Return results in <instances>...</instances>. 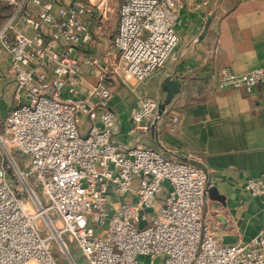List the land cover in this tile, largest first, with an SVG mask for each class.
Returning a JSON list of instances; mask_svg holds the SVG:
<instances>
[{
    "label": "built area",
    "instance_id": "2783aa9c",
    "mask_svg": "<svg viewBox=\"0 0 264 264\" xmlns=\"http://www.w3.org/2000/svg\"><path fill=\"white\" fill-rule=\"evenodd\" d=\"M5 1L14 10L0 27V52L9 55L15 90L0 130V264H80L73 242L88 264H139L142 256L150 264H264V233L219 243L204 217L208 170L144 143L161 119L156 97L138 95L134 143L115 138L119 114L107 78L140 85L165 67L180 42L183 0ZM111 10L118 55L84 59L104 67L79 97L83 52L98 44ZM215 76L221 89L264 86V67H224ZM15 150L26 154L24 165ZM245 189L264 194V172Z\"/></svg>",
    "mask_w": 264,
    "mask_h": 264
},
{
    "label": "crops",
    "instance_id": "0c3cea01",
    "mask_svg": "<svg viewBox=\"0 0 264 264\" xmlns=\"http://www.w3.org/2000/svg\"><path fill=\"white\" fill-rule=\"evenodd\" d=\"M118 21V10H111L101 22L102 35H96L98 44L83 52L86 83L77 96L85 95L104 67L89 66L86 57L107 52L111 60L117 57L111 44ZM176 31L180 42L165 67L140 88L132 90L115 75L108 76L114 93L111 105L119 114L115 138L122 144L134 143L128 131L138 95L156 97L160 104L167 95L166 80L179 81L180 90L161 119L153 122L155 130L144 143L205 167L209 172L205 219L220 244L245 243L264 233V194L245 189L248 178L264 172V86L221 89L215 74L224 67L235 73L264 67V0H183ZM8 69L9 55L1 51L0 97L5 112L15 90ZM175 117L177 125L172 128Z\"/></svg>",
    "mask_w": 264,
    "mask_h": 264
},
{
    "label": "rangeland",
    "instance_id": "374dc122",
    "mask_svg": "<svg viewBox=\"0 0 264 264\" xmlns=\"http://www.w3.org/2000/svg\"><path fill=\"white\" fill-rule=\"evenodd\" d=\"M114 1L118 3L121 0H114ZM13 10H14V8H13ZM128 84H129V86H138L140 88L144 83L143 84H140V85H137L136 82L130 81V83H128ZM147 96H151V95H147ZM0 109H2L1 110L2 111V116H0V130H3V127H4V115H5L6 112L4 111L3 101H2V98L1 97H0ZM15 156H16L17 160L22 165L25 164V161L27 159V156H26L25 153H23L20 150H15ZM40 193H41V190H40ZM71 248L75 252L76 258H77V260H78V262L80 264H88L87 261L83 258V256L79 252L77 242L71 243ZM53 251H54V254H55L56 258H58L59 260L62 259L61 258V252L59 251V249L56 246L55 242L53 243ZM63 264H66V263L63 262ZM139 264H150V258L148 256H146V257L145 256L140 257V263ZM156 264H163L162 259H158L157 262H156Z\"/></svg>",
    "mask_w": 264,
    "mask_h": 264
},
{
    "label": "water",
    "instance_id": "95a60500",
    "mask_svg": "<svg viewBox=\"0 0 264 264\" xmlns=\"http://www.w3.org/2000/svg\"><path fill=\"white\" fill-rule=\"evenodd\" d=\"M181 83L177 80H173L172 78H168L164 85V88L167 91L166 98L164 102L159 104L158 108V116H160L165 110L166 105L172 100L173 96L180 90ZM152 130H155V123L152 124ZM211 191V190H210Z\"/></svg>",
    "mask_w": 264,
    "mask_h": 264
},
{
    "label": "trees",
    "instance_id": "16d2710c",
    "mask_svg": "<svg viewBox=\"0 0 264 264\" xmlns=\"http://www.w3.org/2000/svg\"><path fill=\"white\" fill-rule=\"evenodd\" d=\"M13 8V5L9 2L0 0V27L11 16Z\"/></svg>",
    "mask_w": 264,
    "mask_h": 264
}]
</instances>
